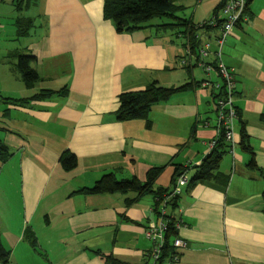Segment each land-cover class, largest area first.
Wrapping results in <instances>:
<instances>
[{"label":"crops","instance_id":"obj_1","mask_svg":"<svg viewBox=\"0 0 264 264\" xmlns=\"http://www.w3.org/2000/svg\"><path fill=\"white\" fill-rule=\"evenodd\" d=\"M21 1L0 0L3 62L28 53L38 74L28 85L17 64H0V142L11 154L0 161V239L10 264H111L106 256L152 264L145 229L156 218L155 191L171 188L177 168L191 180L218 138L206 75L180 65L186 38L160 28L166 23L120 33L104 17L105 0H36L19 11ZM222 1L213 0L212 15ZM20 17L34 20L24 36ZM199 33L206 40L218 30ZM223 59L237 81V146L221 154L219 179L183 188L174 214L187 246L172 264H264V0H252ZM154 82L191 88L154 104L151 127L118 120L119 96ZM243 127L257 169L241 146ZM66 154L75 168L61 164ZM153 168L152 192L86 191L108 174L145 183Z\"/></svg>","mask_w":264,"mask_h":264},{"label":"trees","instance_id":"obj_2","mask_svg":"<svg viewBox=\"0 0 264 264\" xmlns=\"http://www.w3.org/2000/svg\"><path fill=\"white\" fill-rule=\"evenodd\" d=\"M177 1L178 0H105L104 17L106 19L112 20L118 32L124 33L132 32L156 17L166 16L171 18V16H176L180 20L178 24H172L171 22H168L161 25L160 28L164 30L172 29L179 31L185 36V38L190 40L193 49H195L198 46V42L196 41V34L200 31L201 28L197 27V24H195L192 19L181 18L174 14L175 11H178V9L181 8L175 5ZM247 1L248 3L245 15L248 12L249 5L251 4L252 0ZM33 2H36V0H22L21 3L17 4V8L19 9V11H21ZM224 2L225 0H223L216 6L214 14L212 15L217 17L218 21ZM32 21L33 19L25 17H20L17 20L18 34L20 36H24L29 33V28ZM208 28L210 29V27ZM13 55L14 57L16 55L18 56L17 67L22 72L24 81L28 85L35 83L38 80V74L31 67V61L36 57L31 55H22L18 52H13L10 57H12ZM186 68L190 70L191 67ZM189 88H191L190 83L175 88L160 86L157 82H154L144 90L122 93L119 96L120 106L116 114L117 119L120 121L144 119L147 122V126L151 127L152 122L150 120V113L152 110V106L156 103L168 100L177 92L184 91ZM52 93V91H47L46 93H43L42 96L40 95V97L49 96ZM238 116L240 119L239 111ZM241 146L244 149L250 151L252 155L251 160L248 163L249 167L257 169L258 165L256 163L253 152L248 146V136L244 130V127L242 128ZM229 148L230 144L227 143L222 135L218 139H216L212 151L205 157L204 164L199 167L197 173L189 181V186L197 183H204L212 179H219L218 166L222 157L221 154L224 153L226 149L229 150ZM10 155L11 154L9 153L8 149L0 142V161H6L10 157ZM60 162L68 169L75 168L78 163L77 157L74 154L63 155L60 158ZM186 172L187 170L184 168H177L172 179L171 188H160L159 190L155 191L157 196L155 202L156 211L158 210L161 200L164 199L163 197L172 192L179 177ZM261 172L264 177V171ZM159 173L160 168L151 169L148 172L147 181L145 183H142L136 177L132 179L118 180L114 174H108L97 181L93 187L87 188L86 191L90 194L128 191H136L139 194L152 192L151 187L154 185L155 179ZM179 197L180 196L174 197L169 201L171 212H175V210L178 208ZM173 223L174 219L172 218L171 228L166 236L167 241L164 251V257L173 253L172 241L177 235V231L175 230ZM26 239L33 247L36 246V238L31 229H28L26 231ZM9 255V252L4 248L0 239V263L10 264ZM105 259L111 264H118V261H116L112 256H106Z\"/></svg>","mask_w":264,"mask_h":264},{"label":"built area","instance_id":"obj_3","mask_svg":"<svg viewBox=\"0 0 264 264\" xmlns=\"http://www.w3.org/2000/svg\"><path fill=\"white\" fill-rule=\"evenodd\" d=\"M202 0H198L201 2ZM247 0H225L218 18L212 16L197 24L200 31H207L215 28L217 35L203 40L200 31L196 34L197 48L187 38L185 39L184 54L179 59L183 67L202 68L206 78L201 81V86L212 92L216 111V126L218 138L222 135L230 144L229 152L234 153L237 146L235 139L236 124L238 122V109L235 104L237 93L236 75L233 69L228 67L223 59V49L229 36L235 27L244 19L247 9ZM217 138V139H218ZM215 142L212 144L214 147ZM186 173L179 177L176 186L170 194L165 195L161 200L156 218L145 229V236L152 241L153 248L150 252L152 264H172L181 258L182 250L187 242L178 234L172 241L173 253L164 257L166 236L171 228V219H174L173 226L178 232L184 221L170 211L169 201L182 194L183 188L189 183ZM158 200V198H157ZM171 219H170V218Z\"/></svg>","mask_w":264,"mask_h":264},{"label":"rangeland","instance_id":"obj_4","mask_svg":"<svg viewBox=\"0 0 264 264\" xmlns=\"http://www.w3.org/2000/svg\"><path fill=\"white\" fill-rule=\"evenodd\" d=\"M33 4L34 2L31 3L30 6ZM175 5L181 8H179L178 11H175L174 14L181 18L199 20V19H204L206 17L210 18L212 15L211 6L213 5V0H203L201 3H198L197 0H178ZM2 15L3 13L0 12V16ZM167 22H171L172 24H178L180 20L176 16H171V18L163 16V17H156L146 22V24L158 25V24L167 23ZM33 25H34V20L32 21L30 25V28H29L30 30L33 28ZM6 43H7V38L1 35L0 33V64H18L17 55L15 56V58H13L14 55L12 57L9 56L8 61L6 63L3 62L7 60V59L5 60L2 58V55H3L2 48L6 46ZM18 53L22 55H30L28 53H23V52H18ZM11 74H16V72L15 73L13 72Z\"/></svg>","mask_w":264,"mask_h":264}]
</instances>
